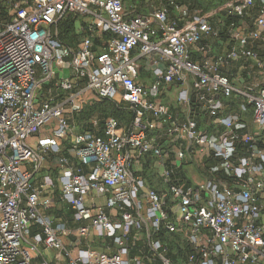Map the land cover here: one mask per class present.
<instances>
[{
	"label": "built area",
	"instance_id": "obj_1",
	"mask_svg": "<svg viewBox=\"0 0 264 264\" xmlns=\"http://www.w3.org/2000/svg\"><path fill=\"white\" fill-rule=\"evenodd\" d=\"M131 6L14 0L0 19V264H264V0ZM71 13L89 15L76 47L59 32ZM90 91L127 103L131 121L76 130ZM47 154L57 173L38 183ZM56 183L76 244L97 235L103 249H67L70 228L48 212Z\"/></svg>",
	"mask_w": 264,
	"mask_h": 264
},
{
	"label": "crops",
	"instance_id": "obj_2",
	"mask_svg": "<svg viewBox=\"0 0 264 264\" xmlns=\"http://www.w3.org/2000/svg\"><path fill=\"white\" fill-rule=\"evenodd\" d=\"M69 73V70H64L62 71V74L67 75ZM151 71H146V74H150ZM89 100H91V102L88 103H92V100L94 101H100L93 99V98H89ZM163 101L170 104L171 109L173 110V112L176 114L179 109L176 107V91L175 89H169L166 91V94L163 98ZM87 103V104H88ZM131 120H129L126 124H128ZM122 124V122H121ZM126 124H122V125H126ZM121 125V126H122ZM92 130L94 131H98L101 132L102 128H95L92 125ZM50 134L51 133V129L47 128V129H43L40 132V135H46V134ZM162 135V131L157 129V130H152L151 131V136L152 138H159ZM167 137V136H166ZM34 139V136L33 138ZM162 140L165 139L161 138ZM34 143V141H31ZM144 168V172L143 174L147 175V177L152 181V183H159V177L157 176L156 173V167L152 166V165H147ZM54 166H55V158L54 156L47 154L46 156V160H45V168L42 170V172L40 173V175L38 176L37 182H41L43 175L45 174H52V175H56L57 171L54 170ZM52 168V169H51ZM50 191L52 192L53 196L55 197V204L54 206H52L48 212L51 215V217L53 218V224L57 225L61 222H64L71 230L70 234L68 235H61V238L64 242V244L66 245L67 249L73 251V252H78L80 247H87L89 244L92 245V247H96L99 249H103V244L105 243V240L103 238L98 237L97 235H91L89 239H84V242L80 245L76 244V236L74 233V230L78 227V225L80 224L79 221L75 220L74 215H73V209L68 206L62 199H61V189L59 187V184L56 183V185L54 187H52L50 189ZM43 194H47L46 191L43 192ZM98 199V198H97ZM99 203L104 202L105 198L100 197L98 199ZM106 210L108 212H111L110 208H106ZM35 229V232L39 231L41 228L37 225H33L32 226V233ZM35 252H56V249H52V248H48L43 242H40L38 245V250ZM110 252H117V248L114 246L112 249H110ZM32 264H34V258L32 260ZM56 264V263H55Z\"/></svg>",
	"mask_w": 264,
	"mask_h": 264
},
{
	"label": "rangeland",
	"instance_id": "obj_3",
	"mask_svg": "<svg viewBox=\"0 0 264 264\" xmlns=\"http://www.w3.org/2000/svg\"><path fill=\"white\" fill-rule=\"evenodd\" d=\"M167 1L168 0H148V1L128 0L129 4L132 5L131 6L132 8L140 9L141 11L146 12V13L150 12V11H153V9L158 7L162 2H167ZM176 1H178L179 4L186 3L187 5H189L191 10L198 8V9H203L204 11L207 12V11H210L212 9L217 8L218 6L223 4L226 0H176ZM171 9H172V11L174 13H178V11H177V9L175 7L171 8ZM76 18L78 19L77 20V25H80L81 21H85V20H87L89 18V15L81 13V14L76 15ZM87 95L90 96L91 98L99 100L98 97L96 96V94L93 91L88 92ZM106 101L108 103H113L110 100H106ZM89 102H91V100H89ZM89 105H91V104H89ZM119 105H120L119 107H122L121 109L130 112V114L127 113V114H129V116L130 115L132 116V112H131L132 109H131V107H129V105L127 103L121 102V103H119ZM94 116H97V117H99L101 119L105 118V115L99 109H95L93 111L86 112L84 114H83V110H82L80 113L75 114V116L70 114V121H72L73 123L76 124V125H74V128L76 130H78V129H91L92 125H91L90 120L92 118H94ZM130 118L131 117H127L126 115L122 116V118L118 117V119L120 120V122H122V124H126L129 121ZM32 138H33V136L29 135V136H27L26 140L28 142L34 141L35 140V136H34V139H32ZM44 168H45V166L43 167V169Z\"/></svg>",
	"mask_w": 264,
	"mask_h": 264
},
{
	"label": "trees",
	"instance_id": "obj_4",
	"mask_svg": "<svg viewBox=\"0 0 264 264\" xmlns=\"http://www.w3.org/2000/svg\"><path fill=\"white\" fill-rule=\"evenodd\" d=\"M13 1L14 0H0V19H7L11 16L10 8H11V4ZM59 32H60V37L63 41L75 47L77 46V43L80 41V37L83 35V32L79 33L76 31V15H73L72 13L67 14L64 17V19L59 23ZM95 41H96V44L99 43L98 35L95 36ZM97 47L96 49L98 50L102 49L100 46H97ZM106 100H109V99H102L100 101L94 100L92 101V103L86 104L85 108L83 109V114L86 112L93 111L95 109H99L105 115V117L107 116L117 117L118 116L122 118V116L126 115L127 117H131L129 120L132 119L133 117L132 110H131L132 116L131 115L129 116L130 112L121 109L122 107H119L120 105L118 103L113 102V101H112L113 103H108ZM39 231H41V229ZM33 232H35V229Z\"/></svg>",
	"mask_w": 264,
	"mask_h": 264
}]
</instances>
